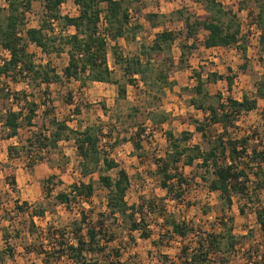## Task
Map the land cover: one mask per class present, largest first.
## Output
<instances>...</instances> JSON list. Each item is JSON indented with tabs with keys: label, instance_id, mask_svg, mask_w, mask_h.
<instances>
[{
	"label": "rangeland",
	"instance_id": "1",
	"mask_svg": "<svg viewBox=\"0 0 264 264\" xmlns=\"http://www.w3.org/2000/svg\"><path fill=\"white\" fill-rule=\"evenodd\" d=\"M218 1L239 15L243 32L247 36L242 42L247 47V59L238 46L206 48L204 38L207 31L201 29L195 41L198 47L189 53L188 61L182 63L181 44L187 43L182 16L184 13H191L204 19L208 12L205 4L200 0H139L135 1L132 9V22H137L142 27L138 29L135 38L118 39L121 53L130 58L141 56L145 62L147 57L141 55L142 46L151 45L157 32L164 29L175 30L179 38L168 54L174 59V63H168L164 55L158 59L153 58L151 65H145V78L141 75L136 76V83H128L121 66L115 62L112 48L109 49V63L114 76L127 84L125 97L119 96L118 85L114 83L89 82L87 86L82 87L81 81L72 79L63 83L55 82L49 86L39 85L33 81L32 86V83L19 76L16 80L10 78L2 80L8 85L9 91L5 93L11 96L0 97L1 116L9 108H23L28 112V102L31 100H37L40 108L34 125L24 126L13 138H4L5 130L3 125H0V251L6 250L8 245L6 234L16 250L13 258L6 254L5 262L0 264H43L44 255L40 254V247L36 248L38 252L26 248V245L36 242L41 229L46 231L51 228L56 231L79 218L81 209H86L94 221L100 217V212L106 210L108 190L99 181V172L87 177L82 175L81 157L74 139L61 141L57 148L49 146L42 150L36 147L38 144L34 146L29 143L28 149L21 148L20 152L14 150L10 155V146L24 144L28 146V139L34 137V133H48V130L54 129L55 126L51 123L53 117L66 120L75 129H84L88 125L102 128L103 153L114 158L131 176V186L127 192L128 202L133 204L141 199L152 198L161 206L155 209L156 213L153 211L148 214L147 220L153 230V236L149 239L143 238L140 232L136 231L133 232L135 241H132L128 238L127 225L130 222L122 221L120 217L109 219L108 228L116 239L108 244L107 250L99 257L100 264H110L118 258L113 253L115 247L121 248L122 255L119 259L128 264H156L163 254L169 255L173 262L177 260L181 252L179 248L182 244L181 239H172L167 243L159 239L163 228L168 226L165 221L167 215L178 220H187L197 228L202 226L205 230H213L216 216L222 214V200L219 193L210 190L208 183L203 181L202 169L196 165H180L179 171L186 178V182L182 187L184 193L181 199H176L161 187L163 176L158 173L156 162L158 158L167 154V131H172L177 136L187 131L190 133L189 144H198L208 149L213 136H218L223 130L218 124L208 126L207 136H204L192 123L193 120L205 121L207 115L204 110L192 103V98H199L193 91L197 84L195 72H201L205 80L211 73L234 77L232 90L229 89L226 79L206 83V88L211 94L207 98L209 103H216L218 94L223 98L229 95L242 98L243 94L253 97L256 95V84L264 75V48L256 39L258 29L252 28V21L259 11L257 1ZM242 1L245 3V9L240 10ZM101 5H106L104 0ZM61 12L64 15H77L79 9L75 0H66L61 6ZM149 13L159 14L156 20L159 24L157 27L148 20ZM0 14V22H5L9 14L7 0H0ZM26 16L27 27L38 26L42 21L49 20L44 0H33L32 8ZM52 25L56 34L74 32V28L66 29L57 21H53ZM192 42L194 39H190L188 43ZM113 44L114 42L110 43L111 46ZM30 50L36 54L34 57L36 63L51 62L60 73L68 64L66 52L52 51L48 54L34 43L31 44ZM9 56V51L0 45V60ZM244 63H247V67L242 70L240 65ZM162 73H166L170 81L175 83L172 86L165 85L158 79ZM24 91L30 93L28 99L24 97ZM44 102H47L49 107L44 105ZM258 103L257 110L242 114L229 129L235 137L253 134L252 138L255 139L249 142L251 146L260 144L264 136V117L261 114L264 99L259 98ZM161 116H167V121L160 123ZM142 129L144 131H141ZM136 140L141 141V148L136 147ZM110 173L116 176V169ZM52 176L54 178L50 186L51 195H48L44 180ZM13 180L16 182L15 186L11 183ZM84 180L87 182L92 180L95 184L96 190L91 203H74L68 208L56 200L59 192L67 191L74 182ZM259 198L255 202H250L239 196L234 197L230 213L235 218L234 233L239 243L231 250L229 258L231 264H252L258 254L264 253L263 238L256 214L257 208L264 204V191ZM25 201L30 204L31 209L48 208L43 217L33 218L35 233L29 230L32 224L28 212H20L16 207V202L24 205ZM164 204L167 209L165 218L160 215L164 212L162 211ZM241 207L245 208L244 212L241 211ZM17 233L20 234V238L16 237ZM39 242L41 239L37 241V246ZM50 264H68V260L64 257Z\"/></svg>",
	"mask_w": 264,
	"mask_h": 264
},
{
	"label": "trees",
	"instance_id": "2",
	"mask_svg": "<svg viewBox=\"0 0 264 264\" xmlns=\"http://www.w3.org/2000/svg\"><path fill=\"white\" fill-rule=\"evenodd\" d=\"M7 1L9 14L5 22H0V45L9 51L10 56L0 60V97L10 98L11 96V94L5 93V91H9L7 90L8 85L2 80L4 78L16 80L18 76L32 83V86H34L33 81L38 82L39 85L49 86L55 82L63 83L72 79L81 81L82 87L87 86L89 82L114 83L118 85L119 96L125 97L127 84L114 76V71L109 63L110 48H112L115 62L121 66L128 83H136L138 75L145 78V65H151L153 58L158 59L164 55L168 63H174V59L168 54L179 38V34L175 30L159 31L151 45L142 46L141 55L147 57L145 62L141 56L130 58L119 51L118 39L135 38L138 29L142 27L137 22H132V9L135 1L139 0H104L105 6L101 5L102 0H75L79 8L77 15L62 14L61 6L66 0H44L49 20H44L38 26L32 27H27L26 15L32 8L33 0ZM200 1L205 4L208 11L204 19L191 13H184L182 16L186 28L187 43L182 42L181 44L180 61L182 63L188 61L189 53L198 47L195 41L201 29L207 31L204 38L205 47L238 46L246 58L247 47L242 42L246 40L247 36L243 32L237 12L225 8L218 0ZM256 1L259 11L252 24L256 25L260 31L259 41L264 48V0ZM239 9H245L243 1ZM253 13L251 12V14ZM158 17L157 13L147 14L148 20L154 27L159 25L156 22ZM53 21L62 23L66 29L74 28V32L56 34L52 25ZM190 39H194L191 44L188 43ZM111 42H114L112 46ZM32 43L48 54L52 51L66 52L68 64L63 68L62 73L51 62L36 63L34 59L36 54L30 50ZM246 67L247 63L240 65L242 70H245ZM195 73L197 84L193 91L199 95V98H192V103L197 108L204 110L207 115L205 121L193 120L192 123L204 136H207L208 126L218 124L223 130L218 136H213L208 149H204L198 144H189L190 133L187 131L182 132L181 136L167 131L168 150L166 156L157 159V171L163 176L161 187L167 191L168 195L181 199L184 193L182 187L186 178L179 171L180 165L199 166L202 169L203 181L208 183L210 190L219 192L222 200V214L216 216L217 220L213 230H205L202 226L197 228L187 220H178L169 215L165 218L167 209L164 204L162 206L164 212H161L160 215L164 216L168 226L165 225L166 228H163L159 239L167 243L172 239L180 238L181 252L174 262L169 255L163 254L156 264H231L229 259L231 250L235 249L239 243L234 233L235 218L230 213L234 197L239 196L250 202H255L260 199L259 197L264 191V136L260 144L251 146L249 142L251 139H255L252 138L253 134L235 137L229 130L242 114L258 109V99H264V75L257 82L256 95L253 97L243 94L242 98L232 95L223 98L221 94H218L217 102L209 103L207 98L211 94L206 88V83L226 79L229 89L232 90L234 77L211 73L205 80L201 72ZM158 79L169 86L175 83L170 81L166 73H162ZM23 93L24 97L28 99L30 93L26 91ZM28 103V112H25L23 108H9L3 116L0 115V125L2 124L5 130L4 138L17 136L24 126L34 125L40 103L37 100H31ZM44 105L49 107L47 102H44ZM261 114L264 117V109ZM167 119V116H161L159 122L164 123ZM51 123L54 124V129L48 130V133H34V137L28 139V146L26 144L10 146V155L14 150L20 152L21 148L28 149L29 143L34 146L38 144L36 147L42 150L49 146L57 148L61 141L74 139L81 157L82 175L87 177L99 172V181L108 190L106 210L100 212V217L94 221L86 209H81L80 217L71 221L70 224L56 231L51 228L46 231L41 229L36 242L26 245V248L30 249L29 251L38 252L36 248L40 247V254L44 255L43 264H50L64 257L67 258L68 264H100L99 257L107 250L108 244L116 239L108 228V221L111 218L119 217L122 221L130 222L127 225L130 240L135 241L133 232L136 231H139L143 238H151L153 230L147 217L149 213L155 212V209L161 208V206L152 198L141 199L133 204L128 202L127 192L131 186V176L125 168L120 167L114 158L103 153L102 128L88 125L84 129H75L66 120L55 117L51 119ZM135 145L137 148L142 147L140 140H136ZM29 152L31 153L32 150ZM114 169H116V176L110 173ZM53 178L54 176L44 180V187L48 189V195H51L50 186ZM11 183L16 185L14 180ZM95 190L92 180L74 182L69 190L59 192L56 195V200L68 208H71L74 203H91ZM23 204L25 206L16 202V207L20 212H28L32 224L29 230L35 233L36 226L33 218L35 216L43 217L48 208L31 209L27 201ZM244 210L245 208L241 207V211L244 212ZM256 214L264 243V204L257 208ZM166 236H168L167 240ZM16 237L20 238V234L17 233ZM40 239L41 242L37 246L36 243ZM6 242L8 244L6 250L0 251V263L5 262L6 254L11 258L15 255V247L10 244L7 234ZM113 251L118 258L111 261L110 264H128L119 259L122 255L121 248L115 247ZM251 263L264 264V253L258 254Z\"/></svg>",
	"mask_w": 264,
	"mask_h": 264
},
{
	"label": "built area",
	"instance_id": "3",
	"mask_svg": "<svg viewBox=\"0 0 264 264\" xmlns=\"http://www.w3.org/2000/svg\"><path fill=\"white\" fill-rule=\"evenodd\" d=\"M252 28H253V29H256V30L258 29V28L256 27V25H253V24H252ZM256 34H257V36H256V39H257V40H258V42H259V35H260V31H259V30H257Z\"/></svg>",
	"mask_w": 264,
	"mask_h": 264
},
{
	"label": "crops",
	"instance_id": "4",
	"mask_svg": "<svg viewBox=\"0 0 264 264\" xmlns=\"http://www.w3.org/2000/svg\"><path fill=\"white\" fill-rule=\"evenodd\" d=\"M77 7H78V5H77ZM79 9V8H78ZM207 48V47H206ZM208 49H211V48H208ZM15 137V136H14ZM11 138H13V137H11ZM219 193V192H218Z\"/></svg>",
	"mask_w": 264,
	"mask_h": 264
}]
</instances>
